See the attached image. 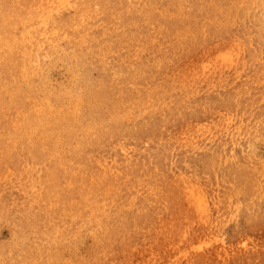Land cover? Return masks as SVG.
Wrapping results in <instances>:
<instances>
[{"label":"bare ground","instance_id":"1","mask_svg":"<svg viewBox=\"0 0 264 264\" xmlns=\"http://www.w3.org/2000/svg\"><path fill=\"white\" fill-rule=\"evenodd\" d=\"M153 1L120 0L140 11L115 19L42 12V42L21 47L22 61L17 55L0 73V141L75 143L76 220L92 244L73 264H107L103 258L117 253L264 255V158L250 146L264 138V94L219 101L201 91L204 82H187L190 65L204 63L203 44H215L202 40V28L212 33L208 24L227 1L167 0L159 9ZM231 9L239 12L234 0ZM1 50L9 58L17 48ZM63 58L84 78L80 88L47 84L49 67ZM256 79L264 91V78ZM250 101L260 110L219 121ZM231 161L244 164L222 171Z\"/></svg>","mask_w":264,"mask_h":264},{"label":"rangeland","instance_id":"2","mask_svg":"<svg viewBox=\"0 0 264 264\" xmlns=\"http://www.w3.org/2000/svg\"><path fill=\"white\" fill-rule=\"evenodd\" d=\"M55 1L59 2L57 6L60 9H43L44 6H50ZM119 1L42 0L40 6L39 0H0V23H4L2 26L4 28L0 27V73L6 63L15 62L17 55L18 63L22 61L19 52L21 47L37 46L42 42V12L60 13L63 10L65 13L77 15L108 14L115 19L140 11L136 9L133 12L131 7L119 5ZM206 1L214 0H203L204 3H207ZM225 1H227L225 8L222 9L221 5L216 20L208 24L212 33L207 32V27L202 28V40L204 39L206 43L211 37L215 44L210 49L208 45L203 44L204 63L201 66L190 65L187 82L189 85L198 82L199 88L203 86L201 91L213 94L216 99L219 98V101L222 96L235 94L241 97L245 93L252 98L251 101H260L259 99L262 98L259 94H264V91L255 87L254 82L257 80L256 77L264 78V0H234L239 9L237 14L231 9L233 0ZM153 2L159 9V7L164 8L163 2L166 3L167 0ZM66 3L68 7L63 9ZM85 3L88 5L83 6ZM120 8L123 10L120 11ZM5 9L8 11L6 12ZM115 9L118 11L116 12ZM243 10L248 11L247 16L241 13ZM210 11L215 13L218 10L213 8ZM113 36L109 35L108 38L111 39V44L115 37ZM6 47H16L17 51L8 50V58L1 50ZM39 63L42 67V59ZM47 78V84L55 91L80 88L84 83V78L79 79L74 74V66L69 58L60 59L59 63L50 66ZM211 78L215 81L214 85L210 83ZM251 101L246 107L247 110L240 107L239 112L229 111L226 115H220L219 121L226 124L230 117L235 119L260 110V105L252 104ZM259 136L260 134H257L253 137L252 141H254H251L253 144L250 146L256 156L264 158V138ZM245 145L242 143L236 148L242 149ZM75 147V143L68 140L0 141V264H73L74 256L88 254L92 238L87 232L88 229L83 230L81 222L76 220V174H74L76 157L73 155ZM243 164V161L237 163L231 161L222 171L231 172L236 169V165L242 167ZM241 190L238 189L239 193ZM196 215L192 214L190 218ZM239 226L240 232L244 220H241ZM226 232L235 238L238 235L233 234L232 226H228ZM80 234L83 235L79 237ZM102 261L107 264H264V255L261 253H117L114 256L111 254L105 256Z\"/></svg>","mask_w":264,"mask_h":264}]
</instances>
